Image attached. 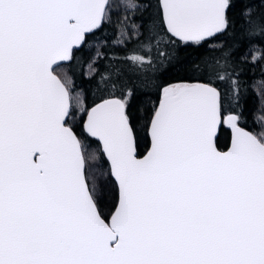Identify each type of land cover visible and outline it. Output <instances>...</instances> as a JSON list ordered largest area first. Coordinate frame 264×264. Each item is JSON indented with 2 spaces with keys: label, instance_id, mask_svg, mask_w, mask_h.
<instances>
[{
  "label": "snow or ice",
  "instance_id": "obj_1",
  "mask_svg": "<svg viewBox=\"0 0 264 264\" xmlns=\"http://www.w3.org/2000/svg\"><path fill=\"white\" fill-rule=\"evenodd\" d=\"M115 7L108 42L113 0H0V264H264V0Z\"/></svg>",
  "mask_w": 264,
  "mask_h": 264
},
{
  "label": "trees",
  "instance_id": "obj_2",
  "mask_svg": "<svg viewBox=\"0 0 264 264\" xmlns=\"http://www.w3.org/2000/svg\"><path fill=\"white\" fill-rule=\"evenodd\" d=\"M114 11L119 15L113 16V24L105 30L103 36L108 38V42H114L119 37V20H123L125 13L122 9L116 8L115 5L123 3V0H113ZM107 43V42H104ZM101 50L104 51L105 48L101 46ZM111 55V51H109ZM86 72L87 67L83 69H78L76 75L73 77L75 81V86L73 89V96L81 91V87L87 88V85L82 84L81 72ZM86 79V77H84ZM154 96L152 99L154 100ZM85 103L90 104L93 99V93L85 92L82 96ZM145 103L150 104L148 97L144 98ZM234 104H238L237 111L243 112V117L240 124L250 128L252 131L259 132L262 130L261 124L264 122V70L258 66L252 67L246 74L241 77V87L239 90V96L237 100L233 101ZM73 111H76L75 100L72 101ZM86 117V116H85ZM85 117H83L85 119ZM81 114L76 113L75 121L73 127L77 134H81L82 124H81ZM230 129H224V135L221 136L219 141V146L224 148L226 143L230 140ZM140 148L139 151L143 154L149 147V141L145 137L144 133L140 132L139 139ZM108 208H105V212Z\"/></svg>",
  "mask_w": 264,
  "mask_h": 264
},
{
  "label": "water",
  "instance_id": "obj_3",
  "mask_svg": "<svg viewBox=\"0 0 264 264\" xmlns=\"http://www.w3.org/2000/svg\"><path fill=\"white\" fill-rule=\"evenodd\" d=\"M71 103H72V102H71ZM85 119H86V117H85ZM240 126H241V127H244V128H245L246 130H248V131H252L250 128H247V127L243 126L242 124H240ZM74 130H75V129H74ZM230 133H231V130H230ZM230 138H231V135H230ZM229 141H230V140H229ZM219 147H220V146H219ZM220 149H221V150H226L225 147H224V148L220 147ZM146 151H147V150H146ZM146 151H145V152H146ZM145 152H144V153H145Z\"/></svg>",
  "mask_w": 264,
  "mask_h": 264
}]
</instances>
